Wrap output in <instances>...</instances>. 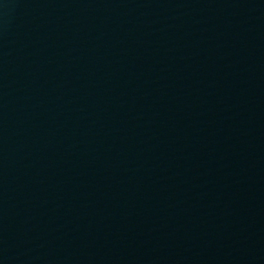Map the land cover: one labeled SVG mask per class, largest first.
I'll return each instance as SVG.
<instances>
[{"label": "water", "instance_id": "1", "mask_svg": "<svg viewBox=\"0 0 264 264\" xmlns=\"http://www.w3.org/2000/svg\"><path fill=\"white\" fill-rule=\"evenodd\" d=\"M85 0H0V86Z\"/></svg>", "mask_w": 264, "mask_h": 264}]
</instances>
